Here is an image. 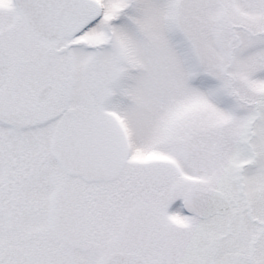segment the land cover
Returning <instances> with one entry per match:
<instances>
[{
    "label": "snow or ice",
    "instance_id": "snow-or-ice-1",
    "mask_svg": "<svg viewBox=\"0 0 264 264\" xmlns=\"http://www.w3.org/2000/svg\"><path fill=\"white\" fill-rule=\"evenodd\" d=\"M0 264H264V0H0Z\"/></svg>",
    "mask_w": 264,
    "mask_h": 264
}]
</instances>
